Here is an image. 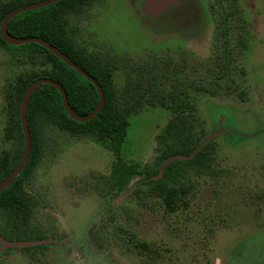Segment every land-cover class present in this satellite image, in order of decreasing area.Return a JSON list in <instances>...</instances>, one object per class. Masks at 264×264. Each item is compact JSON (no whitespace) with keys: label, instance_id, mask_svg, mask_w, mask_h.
Returning <instances> with one entry per match:
<instances>
[{"label":"rangeland","instance_id":"rangeland-1","mask_svg":"<svg viewBox=\"0 0 264 264\" xmlns=\"http://www.w3.org/2000/svg\"><path fill=\"white\" fill-rule=\"evenodd\" d=\"M31 1L0 0V26L4 14ZM227 1L171 0L173 11L158 6L149 21L144 0H89L64 10L75 42L117 66L111 89L120 104L140 95L157 102L129 118L123 162L160 175L155 159L174 116L169 106L185 102L194 107L185 114L197 151L210 144L211 161L184 172L186 194L169 209L144 174L120 193L112 188L116 157L93 135H71L39 117L41 156L23 188L31 201L21 215L0 209V236L47 243L0 245V264H264V0H235L232 13L243 20L230 12V38L217 41L221 6L232 9ZM54 70L45 55L0 42L6 165L17 153L18 91Z\"/></svg>","mask_w":264,"mask_h":264},{"label":"trees","instance_id":"trees-1","mask_svg":"<svg viewBox=\"0 0 264 264\" xmlns=\"http://www.w3.org/2000/svg\"><path fill=\"white\" fill-rule=\"evenodd\" d=\"M38 1L41 0H33L27 4ZM82 1L87 2L89 0H61L47 7L19 14L11 19L8 24V31L11 35L20 38L40 37L45 39L92 75L103 88L104 105L92 120L77 122L66 113L61 95L54 86L48 84L39 86L32 93L27 110L28 126L32 136L31 154L21 174L0 194V209L13 211L17 215H21L31 201V197L24 193L23 188L24 178L30 176L31 171L36 167L41 156V141L39 132L36 130V121L38 122L39 117L46 124L56 125L71 135L91 134L97 142L110 149L115 155L116 160L113 164L109 182L117 192H122L129 185L133 177L144 174L145 180L149 181L150 184L156 185L154 190L158 192L157 195L163 199L166 207L171 209L177 200L186 194V189L180 186L184 172L190 167H209L211 161L209 153L210 144L197 151L200 144H196L197 139L192 133L193 126L189 123L190 118L185 114L186 107L190 108V110L194 109V107L191 104H186V102L181 104L174 103L169 106V109L174 114L173 119L168 123L164 133L159 136L160 144L163 148L161 147V153L156 157L155 164L160 168L171 157H193L173 161L165 168L162 178L157 181L153 180L155 176L159 175V171L151 172L148 168L141 171L138 165H128L123 162L120 151L129 130V118L139 114L145 104L150 107H156L157 102L154 100L148 101L146 95L133 97L132 102L130 100V103L124 105L117 101L111 89L112 79L116 74L117 66L108 60H103L98 55L89 53L85 47L78 45L75 42L76 29L67 31L66 23L62 18L65 9L79 5ZM227 3L232 9L229 10L224 5L221 6L223 17L217 20L215 30L217 41L218 39L230 38L231 25L229 24L230 19L227 16L230 12L232 13L234 8H237V5L235 0H228ZM9 13L4 14L1 20L3 21ZM235 13L238 15V20H243L241 11ZM235 13L233 12L232 14L235 16ZM0 42L12 50L21 48L30 50L32 54L45 55L46 59L55 67L52 74L42 73L31 77L23 83L18 91L16 118L13 119L16 131L11 133L17 144V153L9 165H6L5 159H0V169L3 170L4 168L0 176L1 183L16 166L23 153L24 137L20 123V103L25 90L32 82L39 78H49L57 81L66 91L72 109L80 115H88L97 107L99 94L96 87L90 81L67 66L45 47L36 43L20 46L9 45L1 38V35ZM229 46L227 42L224 48L229 50ZM181 96L183 101L185 97L183 98V94ZM162 104V106H165L164 103ZM44 246L42 244L36 247L43 249Z\"/></svg>","mask_w":264,"mask_h":264},{"label":"water","instance_id":"water-1","mask_svg":"<svg viewBox=\"0 0 264 264\" xmlns=\"http://www.w3.org/2000/svg\"><path fill=\"white\" fill-rule=\"evenodd\" d=\"M61 0H41L35 3H30L25 6L19 7L13 11H11L6 17L3 19L1 26H0V35L1 38L9 45L20 46L28 43H36L39 44L46 49H48L51 53L56 55L61 61H63L67 66L74 69L78 74L82 77L90 81L97 89L99 94V103L97 107L88 115H80L75 112L68 100V96L66 91L64 90L63 86L59 84L57 81L49 78H39L32 82L27 89L25 90L21 103H20V123L22 127L23 137H24V149L21 155V158L17 162L16 166L10 172V174L0 183V194L8 188L13 181L21 174L22 170L24 169L25 165L27 164L30 154H31V147H32V136L28 126V118H27V110H28V103L32 93L41 85L48 84L54 86L60 93L62 103L64 105V109L68 116L77 121V122H87L92 120L102 109L104 105V91L99 82L89 73H87L84 69H82L78 64L73 62L66 54H64L61 50L57 47L52 45L50 42L42 39L40 37H15L11 35L8 31V24L11 19L15 16L22 14L27 11L41 9L50 5H53ZM149 5L152 4L153 0H148ZM193 156L185 157V156H177L171 157L165 161V163L161 167L160 175H163L165 168L177 159H190ZM47 243L46 240L40 241H9L2 236H0V245L2 249H10V248H26V247H33Z\"/></svg>","mask_w":264,"mask_h":264},{"label":"flooded vegetation","instance_id":"flooded-vegetation-1","mask_svg":"<svg viewBox=\"0 0 264 264\" xmlns=\"http://www.w3.org/2000/svg\"><path fill=\"white\" fill-rule=\"evenodd\" d=\"M147 4H148V0H144L143 7H141V11L142 10L145 11L146 14L149 16V17L146 18L147 21L151 20L154 17V15L156 13L155 9L158 6H161V8L159 9L160 11L158 10L159 13H163L162 11L166 7L167 8L164 11H166V10L173 11L172 10L173 3L171 2V0H155L154 7L148 6Z\"/></svg>","mask_w":264,"mask_h":264}]
</instances>
